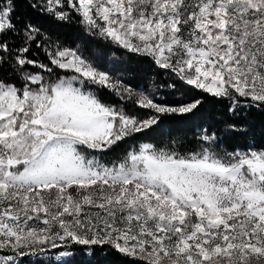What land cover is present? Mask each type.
Listing matches in <instances>:
<instances>
[{
  "label": "snow or ice",
  "instance_id": "snow-or-ice-1",
  "mask_svg": "<svg viewBox=\"0 0 264 264\" xmlns=\"http://www.w3.org/2000/svg\"><path fill=\"white\" fill-rule=\"evenodd\" d=\"M15 2L0 0V249L23 257L59 241L111 246L146 264H264V144L216 151V134L205 131L198 150L186 153L142 143L111 166L85 157L82 150H110L159 117L138 120L101 102L89 84L118 86L74 49L48 52L51 65L74 74L46 78L53 68L28 56L31 43L41 47L39 29L19 25ZM63 3L47 0L43 10L67 20L56 8ZM67 6L89 30L228 99L230 112L264 108V0ZM137 103L185 114L200 101L171 107L141 93Z\"/></svg>",
  "mask_w": 264,
  "mask_h": 264
},
{
  "label": "trees",
  "instance_id": "trees-1",
  "mask_svg": "<svg viewBox=\"0 0 264 264\" xmlns=\"http://www.w3.org/2000/svg\"><path fill=\"white\" fill-rule=\"evenodd\" d=\"M46 2L47 0H16L13 13L19 25L30 23L39 29L36 39L41 47H37L35 42L31 43L28 56L53 68L50 77L45 73L46 78L56 79L74 74L70 70L58 69L50 64L48 52L54 51L60 45L76 50L84 59L93 61L94 65L102 69L116 73L122 89L129 87L131 90L143 92L156 104L176 107L200 101L190 113L158 114L152 109L139 106L135 99L126 97L120 90L89 84L88 88L107 105L130 113L139 120L153 115L159 117L155 125L123 139L110 150L102 151V156L118 157L122 148L126 152L140 141H148L157 148H174L180 153L195 151L201 144L199 137L205 131L216 134V151H232L264 144V108L253 104L251 107L241 106L230 112L229 108L233 106L228 99L216 98L210 93L186 85L170 71L156 66L150 57L128 51L94 32H89V28L81 23L80 15L67 6V0L56 6L57 10L69 13L67 20H59L54 14L43 10ZM33 4L37 7H32ZM16 42L20 43L18 38ZM25 70L38 71L32 66ZM230 124L235 127L230 129ZM62 247L35 252L28 250V254L23 257L13 252L11 254L19 264H146L142 259L120 254L107 245L85 246L69 243ZM64 250L68 254L61 258L60 254Z\"/></svg>",
  "mask_w": 264,
  "mask_h": 264
},
{
  "label": "rangeland",
  "instance_id": "rangeland-1",
  "mask_svg": "<svg viewBox=\"0 0 264 264\" xmlns=\"http://www.w3.org/2000/svg\"><path fill=\"white\" fill-rule=\"evenodd\" d=\"M81 17V16H80ZM81 19H82V17H81ZM100 23H103L102 21H100ZM87 28H88V26L86 25V24H84ZM89 32H94L95 34H97L99 37H101V38H104V39H107V40H109V41H111L112 43H114V44H116V45H119L120 47H122V48H124L122 45H120V44H118V43H116V42H114V41H112L110 38H105V37H103V36H101V35H99L98 34V31L97 30H95V29H92L93 31H91V30H89V29H87ZM56 48H61V49H65V48H67V47H65V46H57ZM67 49H69V48H67ZM125 49V48H124ZM126 50H128V49H126ZM128 51H130V50H128ZM132 52V51H131ZM136 53V52H135ZM137 54H142V53H137ZM142 55H144V54H142ZM151 58V57H150ZM151 60H152V58H151ZM88 61V60H87ZM153 61V60H152ZM89 63H91L95 68H97L99 71H101V72H105V73H107L108 75H109V77L111 78V82H113V83H115L117 86H118V90H120V91H122L123 93V95H125L126 97H129L128 96V92H126V91H124V89H130L131 90V88H129V87H124L123 89L121 88V86H122V83H120L119 81H118V75L116 74V73H113L112 71H106V70H104V69H102L101 67H98V66H96V65H94L95 63L93 62V61H88ZM157 66V65H156ZM109 67H110V64H109ZM159 67V66H158ZM160 68V67H159ZM167 71H169V70H167ZM108 89H112V88H110V87H107ZM131 92L133 93V95H132V97L131 98H133V99H135L136 101H138L139 100V98H140V94L141 93H143V92H137V91H134V90H131ZM146 96V95H145ZM243 99L244 98H241V101L243 102ZM250 99V98H249ZM129 116H131L130 115V113L128 114ZM135 117V116H134ZM139 120V119H138ZM142 143H149V144H152V143H150V142H148V141H140V142H137L136 144H134V145H132L131 147H130V149H128L126 152H124V149L122 148L121 149V151H120V153L118 154V157H115V158H111V157H107L106 155L105 156H102V154H101V152L102 151H97V150H90V149H84V150H82V153H83V155L85 156V157H87V158H92V157H96V158H98L99 160H100V162L101 163H104V164H106V165H109V166H111V164L115 161V162H119V160H121L122 158H123V156L124 155H126V153L128 152V151H130V150H132L133 148H138L139 147V145L140 144H142ZM164 147H167V146H164ZM241 150H243V149H241ZM99 152H100V154H99ZM39 226L40 227H43L44 225H43V223H42V221L41 222H39ZM57 244H58V246H66V245H64V244H62L61 242H57ZM62 247V248H63ZM48 248H51V246L49 245L48 247H46V248H44L43 250H46V249H48ZM0 251H1V253H0V257H4V256H8V255H12L11 253H12V250L11 249H0ZM26 252L28 251V249H26L25 250ZM67 250H64V252H62V253H65L64 255H61L60 254V257L61 258H64L65 256H67V252H66ZM137 258H139V259H141L140 257H137ZM8 264H19L18 263V261H17V259L15 258L13 261H10V262H8Z\"/></svg>",
  "mask_w": 264,
  "mask_h": 264
}]
</instances>
